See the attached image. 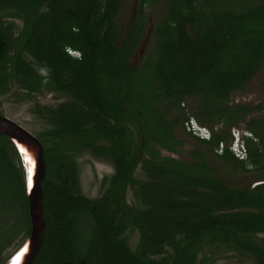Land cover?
I'll use <instances>...</instances> for the list:
<instances>
[{
  "label": "trees",
  "instance_id": "obj_1",
  "mask_svg": "<svg viewBox=\"0 0 264 264\" xmlns=\"http://www.w3.org/2000/svg\"><path fill=\"white\" fill-rule=\"evenodd\" d=\"M135 3L126 16L125 0H0V96H66L31 109L46 168L44 230L31 264H203L212 249L264 264V112L230 99L264 69V0ZM149 15V43L134 63ZM190 121L209 138L195 136ZM240 121L252 135L246 158L227 145L216 153ZM179 130L193 139L188 160L172 156L185 141ZM82 151L113 167L94 196L81 192ZM21 164L0 133L8 199L0 206L19 209L23 237L30 223ZM222 166L256 175L233 182Z\"/></svg>",
  "mask_w": 264,
  "mask_h": 264
},
{
  "label": "rangeland",
  "instance_id": "obj_2",
  "mask_svg": "<svg viewBox=\"0 0 264 264\" xmlns=\"http://www.w3.org/2000/svg\"><path fill=\"white\" fill-rule=\"evenodd\" d=\"M126 11L125 15L130 16L131 12L135 11L137 8V4L135 3V0H125ZM146 11H148V8H146ZM152 17H154V14L152 13ZM151 15L147 17V23L146 27L144 29V32L142 34V37L140 39V44L135 52V55L132 59L134 63H139L140 59L142 58V55L144 53L145 48L148 46V41L150 38V33L153 28V22L151 21ZM153 20V18H152ZM17 23V20H16ZM17 95H11V92L8 91L4 95L0 96V110L2 111V114L6 116L9 119H12L22 126L26 127L30 132L35 134V132L39 131L41 129L40 127V121L37 118V116L31 112V109L33 108V103L35 100H37L39 103H47V104H55L60 102L61 100L65 99L66 96L60 92H43L36 96V98H31L28 100H18ZM231 101L236 102H246L251 104L261 103L262 109L256 113V115L264 112V69L259 70L255 74V76L246 83L242 89L235 91L231 94ZM192 122V121H191ZM245 121H240L238 125H236L237 128H244ZM194 129H197L199 133L202 136H205V133L207 132L202 127L198 126H191ZM178 137L185 140L180 148L181 152L179 154H174L172 156L182 158L185 160H188L187 152L192 148L191 142H193V139H188L186 134L179 130L177 132ZM190 140V141H189ZM162 154H168V152L162 150ZM76 161L79 165V173H80V188L81 192L83 194L94 196L99 193L100 189V181L102 176L109 175L113 167L112 165L102 159L95 158L94 156L89 155L86 151H82V153H75ZM21 159V158H20ZM213 167L215 165L221 164V160L218 157H213ZM22 168L23 165L21 164ZM226 166H222L221 169L223 171L222 175H228L230 177V180L237 183H247L249 182L250 177L252 178L255 176V172H245L239 175V173H232L229 170L224 171ZM24 170V168H23ZM139 169L137 170V173H139ZM25 173V170H24ZM255 174V175H254ZM250 176V177H249ZM257 182H252V184H255ZM130 193H128L127 198L130 199ZM2 197V189L0 188V204L2 201L7 202L8 199L5 197L3 200ZM18 205V204H17ZM18 218H20L19 209L15 207H6L0 206V232H2V235H0V240L3 245L2 250L5 249L3 252L4 258H7L9 253L6 252L7 248L11 246V243L14 242L16 239H20L21 231L19 230V226L17 223ZM9 228L8 231H5L6 228ZM5 231V232H3ZM130 236V235H129ZM138 240V235L136 232H131L130 236V244L133 246ZM208 254V251L205 252V255ZM209 258L206 260H203V264H250L249 260L244 258L238 253L227 251V250H215L212 249V251L209 253ZM8 260V259H7ZM6 260V261H7Z\"/></svg>",
  "mask_w": 264,
  "mask_h": 264
},
{
  "label": "water",
  "instance_id": "obj_3",
  "mask_svg": "<svg viewBox=\"0 0 264 264\" xmlns=\"http://www.w3.org/2000/svg\"><path fill=\"white\" fill-rule=\"evenodd\" d=\"M0 133L11 140L26 166L25 194L30 223L28 235L4 264H31L41 246L44 230L41 181L45 176L46 168L43 145L35 134L1 114Z\"/></svg>",
  "mask_w": 264,
  "mask_h": 264
},
{
  "label": "clouds",
  "instance_id": "obj_4",
  "mask_svg": "<svg viewBox=\"0 0 264 264\" xmlns=\"http://www.w3.org/2000/svg\"><path fill=\"white\" fill-rule=\"evenodd\" d=\"M72 53L75 54L74 52H72ZM192 125L198 126V127L200 126L203 128V130H204V126L201 125L200 123L195 122V121H192V122L190 121V129L195 136H197L198 138H202V139L209 138L210 131L208 130L207 127L205 128V130L207 131L205 133V136H202L197 129H194L191 127ZM251 137H252L251 133L245 127L244 128H237L236 126H234L229 130V141H228V143L226 144L223 141L219 142L217 147L215 148V152L218 154L222 153L224 146L227 145L228 149L231 151V153L237 159H245L247 156V154H246V140L248 138H251ZM22 165H23V168L25 170V173H24V180H25V175L27 173L26 172V166L23 162H22Z\"/></svg>",
  "mask_w": 264,
  "mask_h": 264
},
{
  "label": "flooded vegetation",
  "instance_id": "obj_5",
  "mask_svg": "<svg viewBox=\"0 0 264 264\" xmlns=\"http://www.w3.org/2000/svg\"><path fill=\"white\" fill-rule=\"evenodd\" d=\"M167 152V151H166ZM169 153V152H168ZM246 174V173H245ZM26 236H21L20 237V239H16V240H14V242L13 243H11V246L10 247H8L7 248V250H6V252L7 253H9V255H8V257L7 258H5V262H6V260L9 258V256L14 252V250L22 243V241H23V239L25 238ZM5 251V249L4 250H2V255H4L3 254V252ZM4 262V263H5ZM3 263V264H4Z\"/></svg>",
  "mask_w": 264,
  "mask_h": 264
}]
</instances>
